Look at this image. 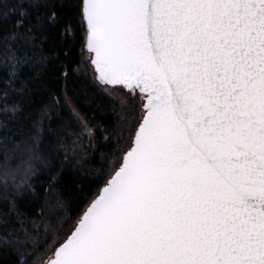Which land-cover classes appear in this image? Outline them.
I'll use <instances>...</instances> for the list:
<instances>
[{
    "label": "snow or ice",
    "instance_id": "6c2138e0",
    "mask_svg": "<svg viewBox=\"0 0 264 264\" xmlns=\"http://www.w3.org/2000/svg\"><path fill=\"white\" fill-rule=\"evenodd\" d=\"M8 3L0 11V256L30 264L46 244L42 264H264V0H0V9ZM67 15L83 30L94 86L125 118L97 160L107 176L81 193L72 226L52 177L51 211L29 229L18 201L35 193L42 170H54L40 148L51 113L45 105L32 119L12 96ZM89 124L77 166L89 159L85 138L95 153Z\"/></svg>",
    "mask_w": 264,
    "mask_h": 264
},
{
    "label": "trees",
    "instance_id": "16d2710c",
    "mask_svg": "<svg viewBox=\"0 0 264 264\" xmlns=\"http://www.w3.org/2000/svg\"><path fill=\"white\" fill-rule=\"evenodd\" d=\"M12 7L11 3L5 4L0 11ZM71 20L70 33H62V29ZM83 30L76 20L65 16L60 23L49 33L48 42L44 45L43 53H37L36 58L23 71L24 79L17 84L18 92L12 99L20 100L25 108V114L32 119L37 118L42 106H49L51 113L48 120L44 121L41 151L54 165V170H42L34 181L35 193H28L19 199V210L28 221L27 227L33 228L34 219L42 209L47 215L50 209L44 207L46 198L45 189L50 178H55L53 195H63L68 203V209L63 213L70 228L75 221V213L81 206V193L97 188L107 176V169L100 171L97 160L100 154L112 151L116 139L121 135L122 120L125 118L121 111V104L105 96L100 89L94 86L93 78L83 73ZM68 52L67 56L62 55ZM59 53V58H55ZM47 55L49 62L40 63V56ZM67 73V75H65ZM58 101V103H53ZM70 101L76 111L80 113L89 127H94L95 153L92 147L83 140V147L87 148L88 162L77 166L80 150L76 148L80 141L81 125L68 109ZM130 119V117H128ZM13 127V125H9ZM107 129V131H105ZM105 138H110L105 145ZM74 148L77 156H73ZM19 155V153H13ZM113 158L109 156L107 163L110 165ZM91 165V167H89ZM39 240L44 241L43 232ZM47 245L36 249L32 261L39 264L46 256H42ZM30 261V264H32ZM0 264H14L10 256H0Z\"/></svg>",
    "mask_w": 264,
    "mask_h": 264
},
{
    "label": "rangeland",
    "instance_id": "374dc122",
    "mask_svg": "<svg viewBox=\"0 0 264 264\" xmlns=\"http://www.w3.org/2000/svg\"><path fill=\"white\" fill-rule=\"evenodd\" d=\"M89 55H90V53L86 49H84L83 50L82 71H83V73L88 74V75H90V77L93 78L91 66L88 64V57H89ZM67 106H68V109L70 110V112L77 119V121H78V123L80 125L82 124V122L86 123L84 117L80 113H78L76 111V109L74 108V106L72 105V103L70 101H67ZM84 141H85L86 144L89 145L87 138H85ZM46 259H47V257L44 260H46ZM42 261L39 264H42Z\"/></svg>",
    "mask_w": 264,
    "mask_h": 264
}]
</instances>
